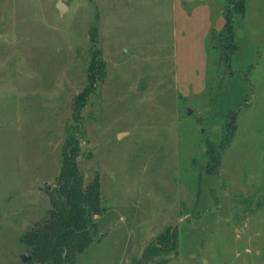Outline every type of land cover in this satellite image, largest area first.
I'll return each mask as SVG.
<instances>
[{"label":"rangeland","instance_id":"rangeland-1","mask_svg":"<svg viewBox=\"0 0 264 264\" xmlns=\"http://www.w3.org/2000/svg\"><path fill=\"white\" fill-rule=\"evenodd\" d=\"M229 1L0 0V264L33 257L70 131L102 206L75 264H140L170 233L149 264H264V0L226 59Z\"/></svg>","mask_w":264,"mask_h":264},{"label":"trees","instance_id":"trees-1","mask_svg":"<svg viewBox=\"0 0 264 264\" xmlns=\"http://www.w3.org/2000/svg\"><path fill=\"white\" fill-rule=\"evenodd\" d=\"M246 9L247 0L229 1L225 13L226 24L217 40V47L226 59L231 58L238 50L234 41V16H243ZM103 68V63L96 58L92 59L89 68L91 84L86 93L76 98L77 106L81 107L84 104L83 97L88 93L92 94ZM68 134L62 155L58 197L53 201L50 218L22 239L24 244L32 248L33 260L41 264H75L77 255L82 254L92 244V217L102 212L99 177L85 185L84 177L76 164L80 156V142L76 139V131ZM177 241L175 233L164 234L158 239L161 248L157 250L149 246L140 264H149L155 257L170 254L176 250Z\"/></svg>","mask_w":264,"mask_h":264},{"label":"water","instance_id":"water-1","mask_svg":"<svg viewBox=\"0 0 264 264\" xmlns=\"http://www.w3.org/2000/svg\"><path fill=\"white\" fill-rule=\"evenodd\" d=\"M56 7L59 10V13L61 16H64L66 11L68 10V7L65 4H63L62 2H58ZM191 112L192 111L190 109H187L188 115L191 114ZM21 261L23 264H29L33 261V257L29 252H25V254H23L21 256Z\"/></svg>","mask_w":264,"mask_h":264}]
</instances>
